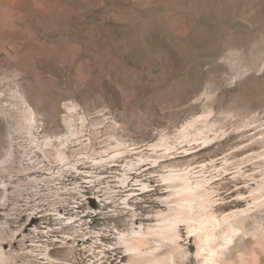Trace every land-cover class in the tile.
Listing matches in <instances>:
<instances>
[{
	"label": "rangeland",
	"instance_id": "374dc122",
	"mask_svg": "<svg viewBox=\"0 0 264 264\" xmlns=\"http://www.w3.org/2000/svg\"><path fill=\"white\" fill-rule=\"evenodd\" d=\"M0 253L264 264V0H0Z\"/></svg>",
	"mask_w": 264,
	"mask_h": 264
},
{
	"label": "bare ground",
	"instance_id": "6f19581e",
	"mask_svg": "<svg viewBox=\"0 0 264 264\" xmlns=\"http://www.w3.org/2000/svg\"><path fill=\"white\" fill-rule=\"evenodd\" d=\"M47 138H48L47 136L44 137V139L48 140V141H46L48 144H54L55 141L49 140V139H47ZM66 140H67V139H65V138H59V139H58V141H59L60 144H63ZM59 143H58V144H59ZM120 143H121V142H120ZM55 144H56V143H55ZM68 168H70V167L66 166V167H65V170H67ZM65 170H60V171H58V173H59V172L62 173V172H64ZM171 170H172V169H171ZM171 173H172V172H171ZM171 173H170V174H171ZM171 176H174V173H172ZM163 177H164V176H163ZM175 178H176V176H175ZM181 179H183V178H181ZM170 180H171V179H170ZM186 181H187V180H186ZM186 184H187V183H186ZM186 184H185V185H186ZM188 187H189V186H188ZM193 190H194V189H193ZM184 211H185V210H184ZM180 215H181V214H180ZM4 226H5V225H3L2 227H4ZM169 227H170V226H169ZM4 228H5V227H4ZM161 230H162V229H161ZM168 230H169V229H168ZM3 232H4V233H5V232H8V230L6 231V229H5V231H3ZM3 232H2V233H3ZM9 232H10V231H9ZM4 233H3V234H4ZM4 235H7V236H8V234H4ZM4 235H3V237H6V236H4ZM164 235H165V234H164ZM1 236H2V235H1ZM66 237H67V236H66ZM3 242H4V241H3ZM62 242H63V241H62ZM35 244H36V243H35ZM1 248H2V247H1ZM0 256H1V253H0ZM28 256H29V255H28ZM138 256H139V255H138ZM1 258H3V257H1ZM0 260H1V259H0ZM24 261H25V260H24ZM0 262H1V261H0ZM36 264H37V263H36ZM50 264H51V263H50Z\"/></svg>",
	"mask_w": 264,
	"mask_h": 264
}]
</instances>
